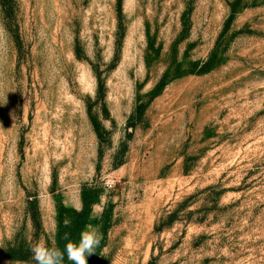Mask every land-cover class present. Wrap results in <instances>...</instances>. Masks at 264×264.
<instances>
[{"label":"rangeland","instance_id":"obj_1","mask_svg":"<svg viewBox=\"0 0 264 264\" xmlns=\"http://www.w3.org/2000/svg\"><path fill=\"white\" fill-rule=\"evenodd\" d=\"M78 206L90 264H264V0H0V264Z\"/></svg>","mask_w":264,"mask_h":264},{"label":"clouds","instance_id":"obj_2","mask_svg":"<svg viewBox=\"0 0 264 264\" xmlns=\"http://www.w3.org/2000/svg\"><path fill=\"white\" fill-rule=\"evenodd\" d=\"M125 135L119 128L113 133V142L109 149L113 155L119 151L120 143ZM84 180L89 187L97 186L91 174L85 176ZM76 211H82V207L78 206ZM93 218H96L95 214H93ZM69 223L68 220L64 221L65 226H68ZM63 239L66 241L63 249L58 247L54 240L50 245L43 238L34 243H30L32 259L35 261V264H65L66 260L70 264H88L87 258L96 253V249L103 240V234L100 231L99 225L89 223L81 231L78 240H72L69 233H65Z\"/></svg>","mask_w":264,"mask_h":264},{"label":"trees","instance_id":"obj_3","mask_svg":"<svg viewBox=\"0 0 264 264\" xmlns=\"http://www.w3.org/2000/svg\"><path fill=\"white\" fill-rule=\"evenodd\" d=\"M88 219L89 212L86 211L77 212L65 208L60 210L58 214L59 227L56 235L57 246L61 249L64 248L66 241L63 239V236L65 233H69L72 240H78V236L87 225ZM65 220L70 222L68 226H65ZM6 257L12 261H28L32 259V252L30 248L26 249L25 245H15L8 249ZM87 260L88 264H90L89 257ZM65 264H69V262L66 260Z\"/></svg>","mask_w":264,"mask_h":264}]
</instances>
